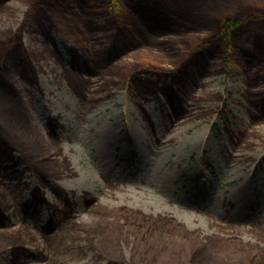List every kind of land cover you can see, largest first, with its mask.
<instances>
[{
    "label": "rangeland",
    "instance_id": "obj_1",
    "mask_svg": "<svg viewBox=\"0 0 264 264\" xmlns=\"http://www.w3.org/2000/svg\"><path fill=\"white\" fill-rule=\"evenodd\" d=\"M117 1L134 35H147L151 46L118 58L115 52L133 44L127 33H88V21L104 25L106 17L72 0V13L51 12L67 33L48 24L54 43L36 26L22 32L39 87L13 70L0 71L3 131L25 153L49 151L44 156L64 165L50 168L58 180L40 183L44 203L25 213L21 205L33 201L37 175L26 170L18 183L9 179L13 168L6 170L0 162V200L8 207L6 227H0V264H11L9 250L16 245L25 249L22 264H214L221 255L227 257L224 264H264V212L257 207L264 201L258 197L264 195V63L250 68L240 53L254 48L252 39L238 42L224 61L207 56L197 66L184 65L189 49L207 31L170 34L165 39L176 50L159 52L157 33L126 8L128 0ZM254 1L262 3L186 0L180 6L205 18L220 14L223 6L251 7ZM28 9L29 0L0 6V53L21 31ZM69 37L86 40L93 51L109 48L98 76L90 77L94 61L83 52L77 55ZM179 61L183 73L166 80L144 69L136 73L154 67L179 70ZM113 65L120 67L109 70ZM74 72L88 78L85 88L75 85ZM133 76L154 86L144 91ZM166 94L185 111L181 121L172 123L176 111ZM51 132L59 144L49 143ZM64 159L75 174H69ZM202 174L216 194L213 201L206 186L188 187ZM242 185L252 189L256 206L236 209L228 201ZM93 222L100 226L90 228ZM114 225L119 236L110 232ZM109 256L120 261L111 262Z\"/></svg>",
    "mask_w": 264,
    "mask_h": 264
},
{
    "label": "trees",
    "instance_id": "obj_2",
    "mask_svg": "<svg viewBox=\"0 0 264 264\" xmlns=\"http://www.w3.org/2000/svg\"><path fill=\"white\" fill-rule=\"evenodd\" d=\"M185 1L186 0H130L126 2V8L135 13L146 27H150L153 32L157 33V36L160 38V42H158L155 48L158 49L159 52H167V54H169L172 53L173 50H176V44H174L172 40L165 39L170 34H200L207 31V37L203 38L195 46H192L189 49L187 56H183L184 65L186 63H193L197 66L201 60L207 59V56L213 60L220 58L224 61L226 55L229 54L231 49L233 50L234 46L238 47V42L242 41L243 39L245 40L246 38L248 40L252 39V43L254 44L253 49L245 50L242 48L240 50V53L244 55L247 61L248 67L251 68V66L256 64V62H258L259 65L264 63V32L257 31L258 27L264 29V0H262V3L260 2V4L254 1V3L249 4L254 5L251 7L244 5H241L240 7L233 5L228 7L223 6L224 8H221L220 14L214 15L215 17L206 15L205 18L194 15L192 11L187 12L183 10L180 5H184ZM85 4L95 13L100 12L108 19V23L106 25L93 27V25L89 23L88 33L108 30H114L119 34L122 32L127 33L133 44H131L130 47H125L126 52L123 53L124 56L127 52L137 50L142 46H151L148 42L147 35H134L133 29H131V24L129 23V16L127 13L122 14L118 11L120 7L117 0H87ZM2 5L3 0H0V6ZM197 6L198 5H195L194 9L191 7L192 10H195ZM54 11L72 13L70 0H29V9L23 22L21 31L17 33L13 39L4 43L3 47H1L2 51L0 53V71L3 68H7L10 71L13 70L14 72H17L24 81L30 84H38L39 75L28 58V52L23 45L22 32L27 30V28H29L32 24H36L42 28L43 32L46 34V37L50 39L49 32L46 27V22H49L58 30H60V32L67 34L51 17V12ZM123 15H125V17ZM79 37H69V39L85 55L92 56L96 60V69L92 72V74L95 76L98 74L97 69L101 64L100 60L102 59V56L108 51V49L105 48L103 50L93 51L88 42L86 40H80ZM181 61H179V63L175 62V64L177 63L179 66ZM184 65L182 63L179 67L177 66L179 70H173L171 72L160 67L147 69L141 68L137 69V72H135L138 73V71L144 69L142 72H144L146 75H150L152 77L155 76L158 81H162L166 80L169 76L175 77L179 74H182L183 72H181V67H184ZM207 72L208 71H206V73ZM133 77L134 83L137 82L136 84L140 85L139 82H141L140 87L144 88V91H149V89L154 86L152 85V82L142 81L136 76ZM75 85L79 86L80 84L76 83ZM85 85H87V83ZM85 85L80 86L85 88ZM77 91L80 93L83 92L82 90ZM166 96L173 104V109L176 111V117L182 118L185 116V111L174 106L173 96L170 94H166ZM11 139H13V137L10 135V133L7 131L6 134L0 126V162L2 164H5L6 167H9V164L12 163L10 166L16 169L17 166L23 162L27 165L28 169L32 170L38 176L41 183L58 179L56 176L57 174L50 171V168L53 166L54 168L59 169V167H61L63 164L59 163L58 160L53 161L54 158H47L44 156L48 154L49 151L42 153V150V155L31 153L27 154L21 148H17L15 142L13 141L14 139ZM56 139L58 138L51 137V141H54V143H51L52 145L59 144V141ZM15 151L20 152V160L15 158ZM41 156H44V158ZM66 166L67 163L65 167ZM14 172H12L9 176L20 182L24 172L18 170ZM0 206L6 208L5 204L1 200ZM102 210L104 213L112 215V211L106 206H102ZM0 220H3V218L0 217ZM97 225L100 226L99 223L93 222L90 224V228L95 229ZM101 228L103 227L101 226ZM118 229L119 228L117 225H114L111 228L110 232L113 236L120 235ZM131 232L134 231H130V233ZM175 246L179 247L181 246V243H177ZM0 247H3L2 244H0ZM23 248L24 246L22 245H16L9 250L10 255L12 256L11 264H22L21 258L23 256V252H25L23 251ZM240 248L243 247L240 246ZM2 253V249H0V255ZM108 259L111 262L120 261V259H118L116 256H109ZM226 259L227 257H223L221 255L219 258L215 259L214 264H224L227 262Z\"/></svg>",
    "mask_w": 264,
    "mask_h": 264
},
{
    "label": "bare ground",
    "instance_id": "obj_3",
    "mask_svg": "<svg viewBox=\"0 0 264 264\" xmlns=\"http://www.w3.org/2000/svg\"><path fill=\"white\" fill-rule=\"evenodd\" d=\"M113 36H114V34H113ZM129 38V37H128ZM131 43H133L132 41H130ZM126 50V48L125 47H123V50H122V52H124ZM121 52V53H122ZM124 56V55H123ZM102 58H103V56H102ZM122 66V65H121ZM116 67H120V66H117V65H113L109 70H111V69H115ZM75 74H74V77H75V79H76V83H78V84H80V85H85L86 83H87V77H85V76H83V74L81 75V74H79V73H77V72H74ZM91 78H93V77H91ZM182 115H184V114H182ZM186 115V114H185ZM183 117H185V116H183ZM254 117H259V115H255ZM173 122L172 123H176V122H179V121H181V118H175V119H173L172 120ZM243 135H245V133L243 134L242 133V136ZM51 137H53L54 138V136H52L51 135ZM48 140H49V143H54V141H51L50 140V138H49V136H48ZM51 141V142H50ZM156 143L157 144H162V142H161V140H159V139H156ZM64 162H68V172H69V174H73L74 172H73V169L72 168H70L69 169V166L71 167V161L69 162V161H67V159L65 160L64 159ZM167 164H169V163H167ZM75 174V173H74ZM209 177H208V175L207 174H202L201 175V177L200 178H197V179H194L192 182L193 183H191V185H189L188 187L189 188H194V186L195 187H200V188H203V187H205L206 186V188H208L207 190H210L211 189V183H210V180L208 179ZM210 192V193H209ZM207 191L206 193L209 195V197H210V200H214V199H216L217 197L215 196L216 194H214L213 192H211V190L210 191ZM230 197V200H228L229 202H231V200H233L234 201V203H235V208L236 209H239V208H242V207H244V206H251V205H254V206H256L255 204H253V193H252V189L251 188H249V186H247V185H242V186H239L238 187V190H237V192L234 194V195H230L229 196ZM259 198H262V200L264 199V195H259L258 196ZM232 198V199H231ZM220 201H222L221 199H220ZM223 202V201H222ZM257 207H260V208H262L263 210H262V212H264V201L262 202V203H259L258 204V206ZM107 208H109V207H107ZM110 209V208H109ZM73 212V211H72ZM177 223H179V221L178 220H181V219H174ZM182 224V223H181ZM221 225L222 226H226L227 224H225V223H221ZM184 226V225H183ZM185 227V226H184Z\"/></svg>",
    "mask_w": 264,
    "mask_h": 264
},
{
    "label": "water",
    "instance_id": "obj_4",
    "mask_svg": "<svg viewBox=\"0 0 264 264\" xmlns=\"http://www.w3.org/2000/svg\"><path fill=\"white\" fill-rule=\"evenodd\" d=\"M6 1H7V0H3V2H6ZM78 54H80V52H79V51H77V55H78ZM0 212H1V210H0Z\"/></svg>",
    "mask_w": 264,
    "mask_h": 264
},
{
    "label": "flooded vegetation",
    "instance_id": "obj_5",
    "mask_svg": "<svg viewBox=\"0 0 264 264\" xmlns=\"http://www.w3.org/2000/svg\"><path fill=\"white\" fill-rule=\"evenodd\" d=\"M70 4H71V3H70ZM85 5H86V4L84 3V6H85ZM30 28H32V27L30 26L29 29H30Z\"/></svg>",
    "mask_w": 264,
    "mask_h": 264
}]
</instances>
